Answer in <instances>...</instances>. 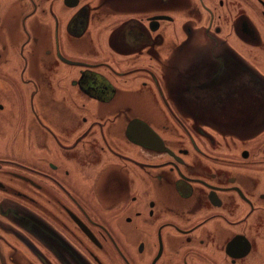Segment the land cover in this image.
Masks as SVG:
<instances>
[{
	"label": "flooded vegetation",
	"instance_id": "obj_1",
	"mask_svg": "<svg viewBox=\"0 0 264 264\" xmlns=\"http://www.w3.org/2000/svg\"><path fill=\"white\" fill-rule=\"evenodd\" d=\"M0 264H264V0H0Z\"/></svg>",
	"mask_w": 264,
	"mask_h": 264
},
{
	"label": "rangeland",
	"instance_id": "obj_2",
	"mask_svg": "<svg viewBox=\"0 0 264 264\" xmlns=\"http://www.w3.org/2000/svg\"><path fill=\"white\" fill-rule=\"evenodd\" d=\"M202 12L198 11V13H190V12L186 11L185 8H181L179 10H176L175 13H173L174 16L176 17L175 23H172L173 28H171L169 30V32L166 34L167 35L166 36V42H170L171 40H177V41L183 42L186 39V33H184V31L182 30V27L187 22H189L190 23L189 25L192 26V27H195L197 24H198V26H200L201 24L203 26H205V24H207V22H208V18L209 17L207 16V11L204 8L202 9ZM107 22H108V20L105 21V22L100 23L99 26L97 25L95 27V29H97V32H94L92 34L93 38L96 40V43L101 47L100 50H102V51H103L102 43L105 44L107 42V40H108V45H110V47H111V43H110V37L111 36L109 37V34L106 31V25H107L106 23ZM100 25H101V27H100ZM101 41H104V42H101ZM86 42H87L86 44L89 47H91L88 44V43H93L91 37L89 39H87ZM87 45H86V47L88 48ZM158 51L162 53V58H165L166 55L171 53V52L169 53V50H167L165 46L164 47L160 46ZM116 52L119 55L112 56V53H107V52H101L98 55L107 56L108 60L114 61L116 64H120V63H123V62H128L129 63L130 61L135 60V59H137L139 61L142 58H143L142 59V64L140 66H143V65H146V64H148V65L152 64V61H151L150 56H149L148 53H146L145 55H143V56H141L139 58V57H135V55L133 53H124V52H122L120 50H117ZM93 56H94V54H93ZM130 66H131V64L126 66L125 68H129ZM140 78H141V76L135 77V79H136L138 84L136 85V83L133 82L132 85L134 86V88H136V86L140 87L142 85ZM159 80L160 81H158V85L162 89V86H161L162 79H161V77H159ZM64 83H69V82L67 81V82H64ZM154 83H155L156 89H159L157 87V85H156V81H154ZM145 97H146L147 100H149V96L148 95H145ZM150 98H151V95H150ZM131 99H132V97H131ZM127 101H129V100H127ZM119 104H120V100L115 102V103H113L111 106H118ZM124 104H125V102L122 103L121 105H119V107H121ZM132 105H135L136 107L140 106L141 105L140 99L137 98V97H134L132 99ZM146 105L158 108V105H156V104H149V103L146 102ZM151 111H155V109L148 107V112H151Z\"/></svg>",
	"mask_w": 264,
	"mask_h": 264
}]
</instances>
